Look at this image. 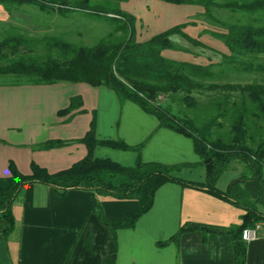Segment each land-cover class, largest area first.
Here are the masks:
<instances>
[{"label": "trees", "instance_id": "obj_1", "mask_svg": "<svg viewBox=\"0 0 264 264\" xmlns=\"http://www.w3.org/2000/svg\"><path fill=\"white\" fill-rule=\"evenodd\" d=\"M129 1L0 0V7L7 15L23 6L36 7L40 12H52L60 17L81 12L105 22L110 28L95 44L83 46L62 37L31 35L9 26L0 33V87L59 83L105 87L119 102L129 101L155 117L160 128L188 138L199 162L176 165L143 162L142 145L131 147L121 141H97L93 114L89 130L82 139L50 140L32 146L34 150L45 151L74 142L84 144L86 156L70 168L50 174L32 163L30 174L25 175L13 162L8 163L9 176L0 178V239H6L14 230L12 207L28 185H45L59 196L69 191H86L116 201H136L138 208L116 221H106L101 207L96 206L98 220L109 230L113 240V249L105 264H115L116 232L133 229L138 219L151 208L155 192L162 185L173 183L204 191L242 210L241 222L233 226L183 222L174 235L158 241L156 246L164 248L173 244L179 248L180 237L191 232H200L203 240L208 234L226 235L231 240L234 264H246L247 244L242 241L241 233L257 222H264V212L249 202L241 189L245 183L264 180V0H157L176 6H200L203 12L198 19L217 26V30L206 29L200 36L209 35L221 42L228 52L218 53L220 61H210L206 65L171 60L162 55L166 50L187 53L173 43L172 36H179L193 47L211 49L184 32L194 24L192 22L138 41L136 17L120 7V3ZM219 11L238 14L248 22L238 19L227 22L220 17ZM230 73L252 74L260 82L226 83L221 86V94L205 103L194 98V91L213 90L216 88L214 81ZM163 95L172 101L176 99L186 111H175L168 103L160 102ZM81 106L80 97L71 98L68 107L59 114L79 110ZM96 146L134 151L137 158L131 167L109 159L93 158L92 150ZM233 161L239 162L243 169L235 182L226 190H220L217 183ZM194 167L203 168L202 182L181 177L184 169Z\"/></svg>", "mask_w": 264, "mask_h": 264}, {"label": "crops", "instance_id": "obj_2", "mask_svg": "<svg viewBox=\"0 0 264 264\" xmlns=\"http://www.w3.org/2000/svg\"><path fill=\"white\" fill-rule=\"evenodd\" d=\"M197 11L193 12V19H188L194 23L191 26L197 28V32L189 36L197 37L209 46L203 38L211 37L200 36L208 28L198 19L202 12ZM141 37L137 34L138 41H143ZM173 37L180 38L172 36V41ZM210 45L219 53L228 52L221 45ZM177 46L187 51L177 53L199 54L182 44ZM213 60L212 63L218 61ZM192 62L199 63L195 59ZM74 97L81 98V108L59 114ZM93 114L97 141H121L131 147L142 145L140 157L143 162L163 165L199 162L188 138L160 128L155 117L129 101L119 102L105 87L83 83L1 86L0 178L9 176V162L25 175L30 174L32 163L50 174L70 168L86 156L84 144L74 142L45 151L34 150L32 146L50 140L82 139L89 130ZM92 156L109 159L124 167L133 166L137 158L134 151L103 146L94 147ZM242 169V165L234 168L236 178L225 190L238 179ZM181 176L202 182L204 172L201 167L187 168ZM241 189L247 200L264 212V180L245 183ZM97 205L106 221L119 220L138 208L136 201H116L93 192L69 191L59 196L42 184L26 186L12 207L14 230L6 239H0V264H105L113 249V240L109 230L98 220ZM242 214V210L204 191L164 184L155 192L151 208L138 219L135 227L116 232L115 264H234L231 240L226 235L208 234L203 240L200 232L185 233L180 237L179 248L173 244L158 248L156 243L169 239L183 222L233 226L240 224ZM246 264H264V238L246 245Z\"/></svg>", "mask_w": 264, "mask_h": 264}, {"label": "rangeland", "instance_id": "obj_3", "mask_svg": "<svg viewBox=\"0 0 264 264\" xmlns=\"http://www.w3.org/2000/svg\"><path fill=\"white\" fill-rule=\"evenodd\" d=\"M120 5L123 11L137 16L138 18L140 17L139 19L136 18V31L139 36L142 35L141 38L143 41H146L152 36L159 34L173 26L188 22V19H193V12H196V10H198V13L203 12V8L199 6H175L157 0H136L132 2L129 1L128 3H120ZM3 11V8L0 7V33L9 26H14L20 31L27 32L31 35H53L62 37L68 42L76 45L90 46L95 44L110 30L105 22L89 17L81 12H73L68 14L67 17H60L56 14H53L52 12H40L36 7L32 6H23L20 10L13 12L11 15L4 14ZM218 13L220 14V17L227 22H233L237 19L240 22H248L246 18H241L238 14L232 15L225 11H219ZM205 22L206 21H204V23ZM204 26L211 30L218 29L217 26L212 25V23L210 24V22H206ZM185 32L190 36H194L197 32V28H194V26H188ZM177 38L178 37H173L174 44H182L192 51L198 52L199 54L194 55L190 53L191 56H188L177 53V51H165L162 52V55L165 58L177 61L185 60L190 62L195 59L199 63L208 64L210 60L212 62V59H214L213 62L217 61V59V62L220 61V54H218L219 51L213 50L210 44L218 46L221 45L224 49H226L223 44L211 38H203L204 42L210 43L208 46L211 48L210 50L192 48L184 40L182 41V39L179 40L180 38ZM138 40H140V38ZM254 82H260L259 78L255 75H239L230 73L228 76L214 81L216 86L215 89L196 90L193 92V96L199 102L201 101L205 103L216 97L218 94H221V86L226 83H238L243 85ZM206 85L208 84L206 83ZM159 100L162 103H168L171 105L175 111H186V107L178 103L176 99L172 101L169 97L163 95ZM188 116H190V114H188ZM238 166L240 167L241 164L237 161H233L230 164L229 168L223 173L217 183L218 189L225 190L230 181L236 178L234 168H237ZM201 171L204 172L202 167ZM181 177L185 178L184 176Z\"/></svg>", "mask_w": 264, "mask_h": 264}, {"label": "built area", "instance_id": "obj_4", "mask_svg": "<svg viewBox=\"0 0 264 264\" xmlns=\"http://www.w3.org/2000/svg\"><path fill=\"white\" fill-rule=\"evenodd\" d=\"M264 238V222H257L252 227L245 228L241 233V239L246 244Z\"/></svg>", "mask_w": 264, "mask_h": 264}]
</instances>
